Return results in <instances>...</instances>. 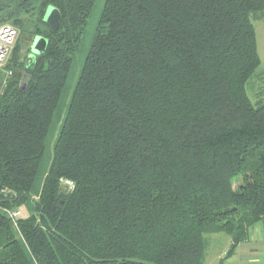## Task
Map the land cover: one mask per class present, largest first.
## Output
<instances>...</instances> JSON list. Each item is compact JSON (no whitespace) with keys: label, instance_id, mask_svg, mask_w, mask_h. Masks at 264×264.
Masks as SVG:
<instances>
[{"label":"trees","instance_id":"16d2710c","mask_svg":"<svg viewBox=\"0 0 264 264\" xmlns=\"http://www.w3.org/2000/svg\"><path fill=\"white\" fill-rule=\"evenodd\" d=\"M98 1L0 0L20 32L0 95V264H204L220 233L231 254L264 219V101L247 90L264 0H105L62 106Z\"/></svg>","mask_w":264,"mask_h":264},{"label":"rangeland","instance_id":"374dc122","mask_svg":"<svg viewBox=\"0 0 264 264\" xmlns=\"http://www.w3.org/2000/svg\"><path fill=\"white\" fill-rule=\"evenodd\" d=\"M104 1L105 0H99L96 3L95 9L92 12L91 17L88 20V23H87V26L85 28V32L83 35V40L80 46V51L76 55L72 73L69 76L68 84H67L64 97L62 100V106L67 105L69 101V97L77 82V78L81 71L83 61L93 41L97 22H98L100 13H101V9L104 5ZM252 22L254 24L255 31H256L258 53L260 56L261 65L257 69L254 76L252 77L247 87V90H248V95L251 101L254 104H256L258 101H264V89H263L264 82L262 81L264 79V17L261 19L252 20ZM25 38L29 40V37L26 35H25ZM254 84L257 87L254 88L253 86ZM56 136H57V131L55 132L53 128L50 133L48 141L53 144L56 139ZM51 155H52V146H48L47 151H46V157L42 165V172L46 170L48 166L49 157ZM234 186L237 187L238 184L235 183ZM22 212H23L22 213L23 217L27 216V211L25 209H22ZM252 229L253 231L252 233H250V236L247 237L246 241L242 242L241 243L242 245L240 244L241 246L239 245V248H238L239 251L237 250L234 256H232L224 264H246L247 259L253 256L256 257L257 253H258V257L260 260L264 259V251H263L264 245L260 243V241L257 240L258 238L255 239L256 233H258V235L262 234L264 236V221L259 223ZM206 238H207V246H206V252H205V264H219L220 260L223 259L228 253V251L230 250L231 248L230 246L232 244V238L225 233H220L218 235H209V236H206ZM254 239L256 240L257 243L255 242ZM249 248H252V249L255 248V251H254L255 254H250Z\"/></svg>","mask_w":264,"mask_h":264},{"label":"built area","instance_id":"2783aa9c","mask_svg":"<svg viewBox=\"0 0 264 264\" xmlns=\"http://www.w3.org/2000/svg\"><path fill=\"white\" fill-rule=\"evenodd\" d=\"M20 37V32L18 29L5 25L0 27V95L2 94L4 87L6 85V81L9 76H11V72L6 70V66L11 57L12 51L14 50L16 43L18 42ZM65 184L73 189V183L70 181H66ZM5 191L2 190V193ZM10 216L12 219L19 218L21 216L20 211L10 212Z\"/></svg>","mask_w":264,"mask_h":264},{"label":"water","instance_id":"95a60500","mask_svg":"<svg viewBox=\"0 0 264 264\" xmlns=\"http://www.w3.org/2000/svg\"><path fill=\"white\" fill-rule=\"evenodd\" d=\"M44 21L53 29H57L61 23V15L58 9L54 7H49ZM48 47V40L44 37H36L33 41L31 46V59L33 63L29 65V68H33L34 62L37 56L44 55ZM30 76L27 75L24 77L23 86L25 87L26 84L29 82Z\"/></svg>","mask_w":264,"mask_h":264},{"label":"crops","instance_id":"0c3cea01","mask_svg":"<svg viewBox=\"0 0 264 264\" xmlns=\"http://www.w3.org/2000/svg\"><path fill=\"white\" fill-rule=\"evenodd\" d=\"M264 221V219L262 220V221H260L259 223H261V222H263ZM259 223H257V224H255L253 227H255L256 225H258ZM252 227V228H253ZM250 229L249 230V233H248V236H250V233H252V231H253V229ZM259 234H261V233H259ZM214 235H218V234H214ZM256 238H258L257 240L258 241H260V243H262L263 245H264V236L261 234V235H258V233H256L255 234V239ZM249 239V238H248ZM254 239V240H255ZM231 241V240H230ZM246 241V240H245ZM249 241V240H248ZM255 242H256V240H255ZM257 243V242H256ZM230 244H231V242H230ZM240 245V244H239ZM239 245H238V247L230 254L229 253V251H228V253L226 254V256L223 258V259H221L220 260V262H219V264H224L227 260H229L232 256H234V254L236 253V251L238 250L239 251ZM242 245V244H241ZM240 245V246H241ZM231 247V246H230ZM241 249V248H240ZM250 249V254H255V248H249ZM264 249V248H263ZM241 251V250H240ZM264 251V250H263ZM206 252V251H205ZM204 264H205V261H204ZM246 264H264V259L263 260H260L259 259V257H258V253L256 254V257H249L248 259H247V263Z\"/></svg>","mask_w":264,"mask_h":264}]
</instances>
